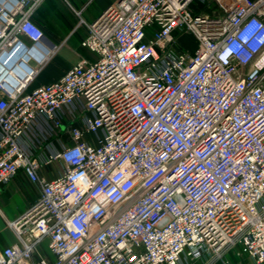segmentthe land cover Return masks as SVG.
Returning <instances> with one entry per match:
<instances>
[{"label":"built area","instance_id":"1","mask_svg":"<svg viewBox=\"0 0 264 264\" xmlns=\"http://www.w3.org/2000/svg\"><path fill=\"white\" fill-rule=\"evenodd\" d=\"M44 1L0 0V189L40 188L0 264H264V0L79 10L93 58L32 85L61 46Z\"/></svg>","mask_w":264,"mask_h":264},{"label":"crops","instance_id":"2","mask_svg":"<svg viewBox=\"0 0 264 264\" xmlns=\"http://www.w3.org/2000/svg\"><path fill=\"white\" fill-rule=\"evenodd\" d=\"M90 1L91 0L83 1L81 3L82 5L80 7V10L84 9V7ZM110 1L111 0H92L90 4H95L96 6H94V8L92 7L90 10H87V15L84 18L87 21L94 20ZM89 7L90 6H88L86 9H89ZM213 7L214 10L216 11L219 10V6L217 3H215ZM43 9L44 8L42 5L35 18L44 27L47 36L53 41L57 43L62 42L64 40L63 38H67L72 32L75 31L77 32V30L79 29L78 28L76 30L75 29L76 26L75 27L72 26V28L67 33L62 34L61 31H63V28L61 26V21L58 20L57 18L54 19L53 17L52 18L45 17L41 12V10L43 11ZM83 29L85 33H87L86 28L84 27ZM81 57L93 58V54L89 50H87V54L81 55L80 57L74 55V59L71 64L64 65V67L60 69L59 72L56 73V75L44 81L36 82V83L43 84L58 79L70 66L75 64ZM63 138L69 139V133L65 132L63 134ZM63 138H56V139L54 138L52 141L54 147L58 148ZM62 169H63V163L61 161H56L54 162L53 165L45 166L41 170V173L45 177L52 179L56 175H58V173L61 172ZM39 193H40V188L38 184L32 182L23 172H20L12 181L5 184L0 189V248L13 245L17 242V237L15 235V232L9 226L8 221L14 220L18 216L23 214L26 211V209L29 208V206L37 200ZM39 254L51 260L54 259V256L52 255V253L48 248L47 241L43 242L39 246L37 256ZM240 258L236 257V259H240ZM247 258L249 257L247 256Z\"/></svg>","mask_w":264,"mask_h":264},{"label":"rangeland","instance_id":"3","mask_svg":"<svg viewBox=\"0 0 264 264\" xmlns=\"http://www.w3.org/2000/svg\"><path fill=\"white\" fill-rule=\"evenodd\" d=\"M47 1V0H46ZM58 6V13L61 19V26L63 31L62 34L67 33L70 30V26H76L75 29L77 32L75 34L72 32L67 38H63L60 48L56 53L51 57V59L43 66L41 74L37 76L32 85H36V82L44 81L59 72L64 65H69L74 59V55L80 57L81 55L87 54V49L81 45V41L86 36L84 31V26H80V16L77 14V11L80 10L81 3L85 0H49ZM48 1V3H49ZM92 2V0L90 1ZM90 2L82 9V16L87 15V10H90L92 7L96 6L95 4H90ZM47 4V3H46ZM88 6L89 9H86ZM61 13V14H60ZM83 35V36H82ZM181 42L186 46V48L194 53L197 49V42L194 36L191 34H185L181 37ZM80 44V45H79ZM240 258V259H236ZM230 264H256L251 259L247 258L245 255H236L234 253L229 254Z\"/></svg>","mask_w":264,"mask_h":264},{"label":"trees","instance_id":"4","mask_svg":"<svg viewBox=\"0 0 264 264\" xmlns=\"http://www.w3.org/2000/svg\"><path fill=\"white\" fill-rule=\"evenodd\" d=\"M49 0H45L43 5V11L41 10L42 14L47 17V18H57L58 20L61 21L59 14L58 13V6L54 5V3L50 2L48 3ZM47 3V4H46ZM41 8V7H40ZM39 11V10H38ZM38 13V12H37ZM61 14V13H60ZM70 29L72 28L71 26L69 27ZM76 32V31H75ZM75 32H73L75 34Z\"/></svg>","mask_w":264,"mask_h":264},{"label":"water","instance_id":"5","mask_svg":"<svg viewBox=\"0 0 264 264\" xmlns=\"http://www.w3.org/2000/svg\"><path fill=\"white\" fill-rule=\"evenodd\" d=\"M8 67H9V68L14 67L15 71H17V72L19 73L18 68H17V66H15L14 63H11V65H9ZM19 74H20V73H19ZM20 75H21V76H24L23 74H20ZM17 83H18V82H17Z\"/></svg>","mask_w":264,"mask_h":264},{"label":"bare ground","instance_id":"6","mask_svg":"<svg viewBox=\"0 0 264 264\" xmlns=\"http://www.w3.org/2000/svg\"><path fill=\"white\" fill-rule=\"evenodd\" d=\"M17 79L21 80V75L17 74Z\"/></svg>","mask_w":264,"mask_h":264}]
</instances>
